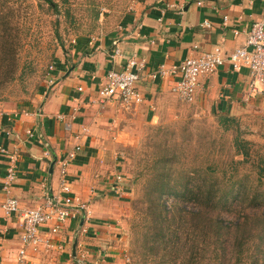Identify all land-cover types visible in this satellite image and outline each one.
I'll return each mask as SVG.
<instances>
[{
  "label": "crops",
  "instance_id": "crops-1",
  "mask_svg": "<svg viewBox=\"0 0 264 264\" xmlns=\"http://www.w3.org/2000/svg\"><path fill=\"white\" fill-rule=\"evenodd\" d=\"M260 19L264 20V0H203L201 5L195 0H135L120 21L93 42L78 38L70 44L55 62L53 82L41 83L29 102L0 106V146L17 155L16 178L7 192L2 188L7 159L0 154V264H13L21 235L19 217L6 214L2 202L12 196L22 208L41 204L47 191H57L58 161L76 143L81 149L67 166V178L90 214L61 226L54 236L61 248L32 254L26 264H76L73 256L80 250L84 264H118L122 210L133 193L124 167V151L133 139L129 130L139 120H153L162 97L177 98L171 90L175 78H153L152 72L217 45L224 51L238 47L250 24ZM204 21L210 25H202ZM115 47L123 56L111 59ZM130 56L145 60L136 84L144 101L128 110L118 104L99 108L92 101L106 72L119 69ZM249 77L247 67L236 71L224 64L199 78L195 101L210 103L227 115L264 107L260 96L248 95ZM83 126L87 131L77 139Z\"/></svg>",
  "mask_w": 264,
  "mask_h": 264
},
{
  "label": "rangeland",
  "instance_id": "rangeland-1",
  "mask_svg": "<svg viewBox=\"0 0 264 264\" xmlns=\"http://www.w3.org/2000/svg\"><path fill=\"white\" fill-rule=\"evenodd\" d=\"M134 1L54 0V9L40 0H11L16 9L9 16L3 14L10 23L6 32L0 29V106L19 107L29 102L41 83L48 80L49 67H55L58 56L70 44L78 38L93 42L119 22ZM153 113V120H139L130 128L133 139L124 151V167L132 180L133 193L122 210L118 264L169 263L170 256L161 246L148 248L152 234L148 206L150 196L154 197L149 180L156 173L168 169V184L176 190H182L189 178L188 187L194 191L207 171L212 173L215 186L222 189L259 185L258 169L264 159V107L245 108L238 115L227 116L215 111L210 103H185L169 94L161 98ZM235 139L248 142L251 157L232 168V159L243 158L235 148ZM163 198L170 207L177 202L170 195ZM187 205L192 207L194 202ZM224 217L229 221L235 215ZM207 254L200 264H213Z\"/></svg>",
  "mask_w": 264,
  "mask_h": 264
},
{
  "label": "built area",
  "instance_id": "built-area-1",
  "mask_svg": "<svg viewBox=\"0 0 264 264\" xmlns=\"http://www.w3.org/2000/svg\"><path fill=\"white\" fill-rule=\"evenodd\" d=\"M195 1L197 5L203 3V0ZM227 19L226 15L223 16V22ZM202 25L209 26L210 24L208 21H204ZM233 32L237 35L239 30L234 29ZM194 47L196 48V46ZM122 56V50L118 47L110 52L111 59ZM224 64H229L236 71L242 67H247L250 75L247 85L248 95L260 96L264 102L263 19L255 20L250 24L246 32L245 42L242 45L228 51H224L218 45L208 51H198L186 56L168 69L164 68L163 65L160 66L157 71L152 72L151 77L173 76L175 79L171 88L172 92L177 95L180 101L193 103L196 99L199 78L215 72ZM144 68L145 60L143 58L130 56L119 69L108 70L92 103L101 109L118 104L127 110L141 104L144 101V96L136 84ZM49 69L47 77L48 83L51 84L54 80L51 75L54 66L51 65ZM86 131L87 127L83 126L81 132L75 137L79 139L85 135ZM80 149V143H76L58 161V189L56 192L47 191L41 204L35 207L22 208L19 201L12 196L7 197L2 202L1 207L6 214H16L20 219V247L13 264H26L32 254L49 253L54 247L61 248L60 242H54V236L60 232L61 226L79 216H83V218L89 216L90 211L87 202L76 196L67 178V166L76 157ZM0 154L7 159L5 181L2 188L8 192L16 178L17 155L3 145L0 146ZM44 225H47L46 229H43L42 226ZM73 258L76 264H84L86 257L84 251L80 250Z\"/></svg>",
  "mask_w": 264,
  "mask_h": 264
},
{
  "label": "trees",
  "instance_id": "trees-1",
  "mask_svg": "<svg viewBox=\"0 0 264 264\" xmlns=\"http://www.w3.org/2000/svg\"><path fill=\"white\" fill-rule=\"evenodd\" d=\"M40 1L57 8L54 0ZM15 9L11 0H0L2 33L10 23L3 14L9 16ZM234 143L243 158L232 159V168L251 157L247 141L235 139ZM261 163L259 185L253 188L240 184L235 189H222L215 186L212 173L207 171L200 176L201 184L194 191L188 187L189 178L182 190H176L168 184V169L156 173L155 178L149 180L154 197L150 196L148 206L152 216L148 248L156 250L161 246L170 256L171 264L178 261V264H200L207 253L213 264H264V159ZM165 195L176 198L177 202L168 206ZM190 201L194 202L192 207L187 205ZM233 209L237 210L233 213ZM229 213L235 218L228 221L223 216ZM177 253L183 255L178 258Z\"/></svg>",
  "mask_w": 264,
  "mask_h": 264
},
{
  "label": "water",
  "instance_id": "water-1",
  "mask_svg": "<svg viewBox=\"0 0 264 264\" xmlns=\"http://www.w3.org/2000/svg\"><path fill=\"white\" fill-rule=\"evenodd\" d=\"M53 164H54V161L51 163L50 169H52ZM74 247H75V244H74Z\"/></svg>",
  "mask_w": 264,
  "mask_h": 264
}]
</instances>
